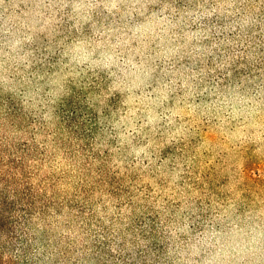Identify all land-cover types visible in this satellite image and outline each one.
I'll list each match as a JSON object with an SVG mask.
<instances>
[{
	"label": "rangeland",
	"instance_id": "1",
	"mask_svg": "<svg viewBox=\"0 0 264 264\" xmlns=\"http://www.w3.org/2000/svg\"><path fill=\"white\" fill-rule=\"evenodd\" d=\"M19 138L86 206L43 264H264V0H0Z\"/></svg>",
	"mask_w": 264,
	"mask_h": 264
},
{
	"label": "trees",
	"instance_id": "2",
	"mask_svg": "<svg viewBox=\"0 0 264 264\" xmlns=\"http://www.w3.org/2000/svg\"><path fill=\"white\" fill-rule=\"evenodd\" d=\"M80 151L69 144L62 159L85 174L90 162L78 163L71 155ZM55 159L34 140L0 142V264H43L40 248L47 253L54 220L72 209L85 211L77 199L80 190L63 189L70 169L59 167ZM88 182L83 178L82 192Z\"/></svg>",
	"mask_w": 264,
	"mask_h": 264
}]
</instances>
